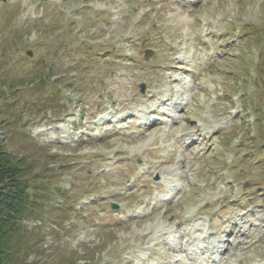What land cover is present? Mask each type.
<instances>
[{
    "label": "rangeland",
    "instance_id": "374dc122",
    "mask_svg": "<svg viewBox=\"0 0 264 264\" xmlns=\"http://www.w3.org/2000/svg\"><path fill=\"white\" fill-rule=\"evenodd\" d=\"M0 140L14 264H264V0H0Z\"/></svg>",
    "mask_w": 264,
    "mask_h": 264
},
{
    "label": "trees",
    "instance_id": "16d2710c",
    "mask_svg": "<svg viewBox=\"0 0 264 264\" xmlns=\"http://www.w3.org/2000/svg\"><path fill=\"white\" fill-rule=\"evenodd\" d=\"M30 190L24 167L0 140V264L16 262L18 250L11 240L19 229V221L30 213Z\"/></svg>",
    "mask_w": 264,
    "mask_h": 264
},
{
    "label": "bare ground",
    "instance_id": "6f19581e",
    "mask_svg": "<svg viewBox=\"0 0 264 264\" xmlns=\"http://www.w3.org/2000/svg\"><path fill=\"white\" fill-rule=\"evenodd\" d=\"M181 12V11H180ZM129 42V41H128ZM168 96V95H167ZM128 101V100H127ZM162 235V234H161ZM127 262V261H126Z\"/></svg>",
    "mask_w": 264,
    "mask_h": 264
},
{
    "label": "water",
    "instance_id": "95a60500",
    "mask_svg": "<svg viewBox=\"0 0 264 264\" xmlns=\"http://www.w3.org/2000/svg\"><path fill=\"white\" fill-rule=\"evenodd\" d=\"M141 89H143V88L141 87Z\"/></svg>",
    "mask_w": 264,
    "mask_h": 264
}]
</instances>
